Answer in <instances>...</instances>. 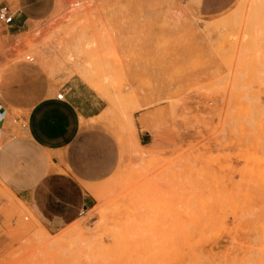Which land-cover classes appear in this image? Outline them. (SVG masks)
Instances as JSON below:
<instances>
[{"label": "rangeland", "instance_id": "obj_1", "mask_svg": "<svg viewBox=\"0 0 264 264\" xmlns=\"http://www.w3.org/2000/svg\"><path fill=\"white\" fill-rule=\"evenodd\" d=\"M15 30L0 21L4 137L82 82L89 142L120 161L56 234L0 182V264H264V0H55Z\"/></svg>", "mask_w": 264, "mask_h": 264}, {"label": "crops", "instance_id": "obj_2", "mask_svg": "<svg viewBox=\"0 0 264 264\" xmlns=\"http://www.w3.org/2000/svg\"><path fill=\"white\" fill-rule=\"evenodd\" d=\"M14 6L11 26L17 32L49 16L55 0H15ZM59 92L62 99L45 95L36 101L20 135L4 137L6 108L0 102L5 111L0 125V182L49 234L73 224L95 205L91 187L120 161L109 138L99 145L89 142L101 112L94 90L75 82ZM144 135L151 132L138 133L139 148H153V140L145 141Z\"/></svg>", "mask_w": 264, "mask_h": 264}, {"label": "built area", "instance_id": "obj_3", "mask_svg": "<svg viewBox=\"0 0 264 264\" xmlns=\"http://www.w3.org/2000/svg\"><path fill=\"white\" fill-rule=\"evenodd\" d=\"M14 18H15V12L11 11V8L9 5L7 4H2L0 3V21L3 22L4 24H6L7 26H11L14 22ZM26 59L28 61H32L33 58L30 57L29 55L26 56ZM57 99H62L63 98V93L59 92L56 95ZM4 108L3 106L0 104V125L3 123V114H4Z\"/></svg>", "mask_w": 264, "mask_h": 264}]
</instances>
